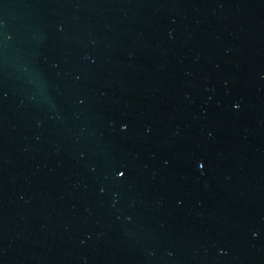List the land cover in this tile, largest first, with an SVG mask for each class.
Returning a JSON list of instances; mask_svg holds the SVG:
<instances>
[{"label":"water","instance_id":"95a60500","mask_svg":"<svg viewBox=\"0 0 264 264\" xmlns=\"http://www.w3.org/2000/svg\"><path fill=\"white\" fill-rule=\"evenodd\" d=\"M0 264H264V0H0Z\"/></svg>","mask_w":264,"mask_h":264}]
</instances>
